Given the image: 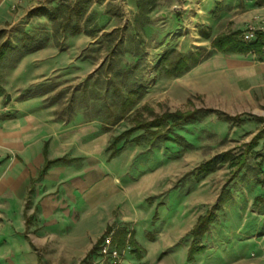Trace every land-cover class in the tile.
<instances>
[{
  "label": "rangeland",
  "instance_id": "1",
  "mask_svg": "<svg viewBox=\"0 0 264 264\" xmlns=\"http://www.w3.org/2000/svg\"><path fill=\"white\" fill-rule=\"evenodd\" d=\"M152 1L154 9L144 17L135 0H0V47L20 48L23 35L44 45L0 56V136L2 131L10 138L31 135L36 124L40 127L30 142L31 166L19 145L4 146L6 154H0L4 180L24 167L33 174V192L27 190L23 203L29 227L18 239L29 244L22 255L26 264L77 262L78 250L93 242L92 250L110 231L126 233L123 264H226L249 254L253 242L264 238V202H254L264 198V136L245 152L264 128L257 119L264 118V53L260 58L227 54L210 46L220 34L236 32L244 42L246 34L262 31L264 19L254 10L262 0ZM61 5L69 6L70 22L66 32L56 34L66 17ZM45 12L59 17L53 22ZM206 28L209 39L200 36ZM170 52L172 59L204 55L198 64L166 76L160 59ZM115 74L118 87L135 84L139 96L121 120L103 131L96 111L82 105L79 96L91 77L90 83L98 82L87 89V99L100 107L102 100L91 101L96 97L90 92H103L102 81ZM195 109L209 114L177 129L175 142L129 143L107 160L110 138L129 129L133 116L149 120ZM223 115H240L243 123L232 126ZM46 134L49 139H43ZM49 140L54 153L48 155ZM45 143L50 160H74L51 165L39 179L38 153ZM237 158L245 160L239 168L231 165ZM219 198L225 201L214 210ZM11 206L18 221L15 203ZM207 212L213 214L209 231L194 238L190 230ZM2 216L0 235L15 231L16 225ZM192 245L203 250L189 258ZM69 249L76 253L64 255ZM10 251L0 257L14 259ZM88 254L77 264H84Z\"/></svg>",
  "mask_w": 264,
  "mask_h": 264
},
{
  "label": "trees",
  "instance_id": "2",
  "mask_svg": "<svg viewBox=\"0 0 264 264\" xmlns=\"http://www.w3.org/2000/svg\"><path fill=\"white\" fill-rule=\"evenodd\" d=\"M136 1V9L138 13L141 16L148 17L149 13L154 9V2L152 0H135ZM61 8L65 12V18L64 23L61 25V27L55 29V33L58 34L59 31L66 32V29L70 22V8L69 6H63L61 5ZM55 11H58L55 10ZM81 10L76 11V15L80 16ZM45 15L48 16L53 22H55L58 19V15L56 12H45ZM78 27L73 26L71 28V33H77ZM0 31V35H1ZM88 35H91V33H87ZM238 33L232 32L228 34H220L215 36L210 40V46L213 50L227 53V54H240V55H254L257 57H261L264 53V33H257L256 38L254 41L246 43L243 41H240L237 39ZM200 36L204 39H209V33L207 32V28L204 30H200ZM20 43H22V46L19 48L18 46H6L1 45L0 47V56L4 55L7 52H11L12 50H17L20 53L26 54L27 52H34L36 50H39L44 47L41 43H35L32 42L26 35H23V37L19 40ZM201 54H198V57H196L195 54H191L186 57V55L177 54V57L174 59L170 58L169 54L165 55V58L160 59V63L162 64L163 72L166 76H173L181 73L182 71L187 70L190 65H196L200 62L202 59L201 57L204 55V52H200ZM2 58H0V61ZM109 67L106 69V75H110L108 73ZM118 75H114L112 77H108L102 81L104 90L103 92H100L96 90H91V94H93L94 97H96L94 100L92 98L91 101H101L103 104L100 107L91 106L89 105L88 99H87V89H90V86H94L96 82L90 83L91 77L87 78L84 85L82 86V90L80 93L79 98H81L82 105L84 104L85 107L89 109H93V111H96V115L99 118L102 129L105 131L108 126L114 125L117 123L123 116H125L128 109L133 105V97L139 96L137 87H134L135 84L131 85L128 89L123 90V88L118 87L116 85L115 79ZM136 86V85H135ZM3 88L0 86V93L2 92ZM99 93V94H98ZM75 101L74 98L70 100V104L72 105ZM110 102V103H108ZM116 106V107H114ZM119 107V108H118ZM150 113L153 114L152 110H149ZM209 114V111L207 110H201V109H195L192 111H174V112H165L161 115H154L152 119H143V116L139 113V116H133V125L123 131L122 133L113 136L110 138L109 143L106 148L107 152V160H111L124 150L125 146L129 143L134 144H153L156 142H175L176 141V133L175 131L177 129L182 128L184 125H187L189 123L200 121L204 119ZM241 116H227L223 115L221 119L223 121L229 123L232 126L238 127L243 123V119L240 118ZM258 121L264 122V118H257ZM264 136V128L260 130L253 138L252 140L245 145V152H249L253 150L257 145L258 142L263 138ZM42 155H43V165L41 169L39 170L38 177L39 179L43 176V174L46 172V170L51 165L56 164H63L67 165L73 162L74 159L66 160L65 158H59L50 160L47 157V143L43 145L42 148ZM245 160L243 158H237L234 160L231 165L235 166L237 168L244 165ZM208 168H205L204 171H206ZM29 192H33L32 183L29 189ZM225 200H222V198H219V202L214 206V210L217 209L218 205L220 203H224ZM254 202H264V198H255ZM26 210V207H25ZM24 210V217H27L26 211ZM213 214L210 212H207L205 215L200 216L196 224L193 226V228L190 230V234L194 237H201L205 233L209 231V223L211 222V217ZM29 218L27 217L25 220V224L28 227L29 225ZM126 236V233L124 230L118 232L115 234L114 239L117 241L119 246H123L124 244V238ZM131 236V235H130ZM101 239V238H100ZM98 240V242L100 241ZM130 246H133L135 243L132 239L129 240ZM96 246L90 250L88 253L91 254L95 250ZM203 250L202 247H196L192 245L189 248L188 251V257L191 258L193 254L199 253ZM88 254V255H89Z\"/></svg>",
  "mask_w": 264,
  "mask_h": 264
},
{
  "label": "crops",
  "instance_id": "3",
  "mask_svg": "<svg viewBox=\"0 0 264 264\" xmlns=\"http://www.w3.org/2000/svg\"><path fill=\"white\" fill-rule=\"evenodd\" d=\"M254 10L257 13V17H259L260 19L261 18L264 19V0H262L261 4L259 6L257 5L254 8ZM229 56L237 57V55H229ZM8 122L9 120L5 121V123H8ZM36 128L37 129L35 130V132H33V134L27 135L25 133H22L21 135H19V137H16V138H13V137L10 138V136H8L9 134L7 131L6 132L2 131L3 133L0 136V154L2 155L6 154L4 153V148L6 147H9L10 149L12 148V145H19L21 149V156L23 160L25 161L24 163L29 166L31 162V158L35 155V153L31 154L29 152V149L31 148L30 142L34 139V135L40 132V127L38 124H36ZM50 136H51L50 134H46V136L43 137V139H46V138L49 139ZM52 146L53 144L49 140L48 155L54 153L52 150L53 149ZM38 155H39L38 157L40 159V163H43L44 159L43 157L41 158L42 155L40 156V153H38ZM23 170L22 172L19 173V175L16 174V176H14L13 178L4 180L6 177V174H5V171L3 170L2 165L0 166V207H2L1 209L2 211L0 210V214L3 215L2 217H4V219L7 220V222L12 221L13 224L16 225L15 231H12V230L7 231L6 229L7 226L5 225L4 228L6 230L3 231V235H0L1 239L6 240L5 242L2 240L0 241L1 242L0 243V254L2 252H5L11 249L10 253L14 256L13 257L14 259L11 258L9 260L8 256L5 257L2 255V257H0V264H4L5 262H6L5 264H9V263L10 264H26V262L28 261V259L25 261L22 255L26 253V251H29V244L25 246V244H23V241L21 242L18 239L22 237L21 234H23L25 229L27 228V226L25 225V221L23 220L24 210H25L23 203L26 197L27 190L30 188V178L33 177L32 176L33 174H31L30 171L25 167L23 168ZM60 170L57 169L56 171L60 172ZM45 181L46 180H44V185L46 183ZM36 198H38V196ZM13 202L15 203L16 208H17L18 221L16 220V218L11 216V211H12L11 204H13ZM262 239L263 240L261 241L255 240V242H253L255 243V247L249 252V254L246 252L244 254H239L237 257L228 261L226 264H264V238L262 237ZM9 240L10 241L13 240L14 244H12L13 242L11 243ZM92 244L93 242L88 244L83 249L78 250L79 256L77 258V262L75 261L73 262L72 260H70L71 258L70 259L68 258L69 260H67L63 264L79 263V260H81L84 257V255L88 253ZM70 251L72 254L76 253V251L72 252V250L69 249V252L68 250L67 252L65 251L64 255L71 254ZM33 264H37V260L34 261Z\"/></svg>",
  "mask_w": 264,
  "mask_h": 264
},
{
  "label": "built area",
  "instance_id": "4",
  "mask_svg": "<svg viewBox=\"0 0 264 264\" xmlns=\"http://www.w3.org/2000/svg\"><path fill=\"white\" fill-rule=\"evenodd\" d=\"M259 33H264V29ZM255 38L256 34L251 32L244 36V42L254 41ZM114 235V231L103 235L96 245L95 250L85 257L84 264H123L125 249L122 250L115 241ZM129 246L126 248L129 249Z\"/></svg>",
  "mask_w": 264,
  "mask_h": 264
},
{
  "label": "water",
  "instance_id": "5",
  "mask_svg": "<svg viewBox=\"0 0 264 264\" xmlns=\"http://www.w3.org/2000/svg\"><path fill=\"white\" fill-rule=\"evenodd\" d=\"M6 100H7V101L10 100V96H9V95L6 96Z\"/></svg>",
  "mask_w": 264,
  "mask_h": 264
}]
</instances>
